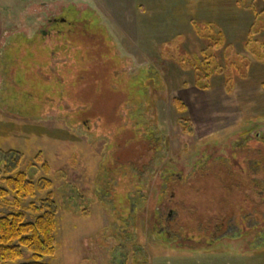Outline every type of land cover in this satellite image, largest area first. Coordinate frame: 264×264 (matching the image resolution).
Here are the masks:
<instances>
[{"label": "rangeland", "instance_id": "1", "mask_svg": "<svg viewBox=\"0 0 264 264\" xmlns=\"http://www.w3.org/2000/svg\"><path fill=\"white\" fill-rule=\"evenodd\" d=\"M263 82V0H0V187L50 181L18 199L33 222L53 193L49 264H264V236L237 231L242 197L195 171L264 159Z\"/></svg>", "mask_w": 264, "mask_h": 264}, {"label": "trees", "instance_id": "2", "mask_svg": "<svg viewBox=\"0 0 264 264\" xmlns=\"http://www.w3.org/2000/svg\"><path fill=\"white\" fill-rule=\"evenodd\" d=\"M192 66L199 77L198 80L206 84L216 74V69L213 70L209 57L203 56L200 62L197 61ZM262 87L264 88V82ZM171 102L178 113L186 111V105L179 98H173ZM183 128L187 130L186 125H183ZM36 158L40 159V155ZM249 161L247 163V174L244 177L233 174L231 166L227 167L228 158L221 157L210 158L206 164L199 165V169L195 171L199 176L198 179H206L210 174V170L216 171L220 185L227 191L235 190L236 194L242 197L239 204L241 207L237 215H235V219L240 224L237 231H242V236L248 237L252 242L259 236H264V159L261 161L251 159ZM234 165H237V163ZM44 168L46 169V166ZM224 169H226V172H224ZM182 179V177L169 176L167 181L171 180L179 183ZM2 182L4 188L0 187V200H3L5 196L11 193L15 196L16 203L12 213L0 217V264H17V261L23 259V248L27 249L31 256L26 262L19 264H49L44 261V258L53 256L55 252V235L58 228L56 214L52 210V204H54L52 201L53 193L48 192L47 198L44 200L45 204L48 203V210L36 217L33 222H25V215L19 210L18 199L32 198L35 196L36 191L49 189L51 187L50 181L42 179L38 185H35L34 182L27 178L24 172H17L14 177L2 178ZM243 187L244 189H241ZM252 196L259 197L262 200L260 206L262 211H257L256 207L247 205L252 201H256ZM32 208L37 211L34 207ZM149 210V219L154 220L160 214L159 209L153 205ZM227 218V222L218 219L216 228L223 229L225 224L228 226L231 215H228ZM201 230L203 231L201 232ZM200 233L203 234L204 229H200Z\"/></svg>", "mask_w": 264, "mask_h": 264}, {"label": "flooded vegetation", "instance_id": "3", "mask_svg": "<svg viewBox=\"0 0 264 264\" xmlns=\"http://www.w3.org/2000/svg\"><path fill=\"white\" fill-rule=\"evenodd\" d=\"M46 22H47V24H50L51 25V24H53V23L56 22V19H54V18H52L50 16H47ZM61 22H63V21H61ZM42 34H44V32Z\"/></svg>", "mask_w": 264, "mask_h": 264}]
</instances>
